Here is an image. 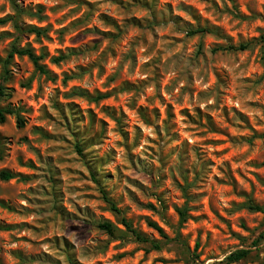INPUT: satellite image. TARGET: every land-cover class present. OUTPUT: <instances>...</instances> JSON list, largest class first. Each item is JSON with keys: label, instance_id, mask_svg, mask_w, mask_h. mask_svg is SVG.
<instances>
[{"label": "rangeland", "instance_id": "1", "mask_svg": "<svg viewBox=\"0 0 264 264\" xmlns=\"http://www.w3.org/2000/svg\"><path fill=\"white\" fill-rule=\"evenodd\" d=\"M5 18L0 109L24 125L0 123V264H264L245 206L264 210V0H0Z\"/></svg>", "mask_w": 264, "mask_h": 264}, {"label": "trees", "instance_id": "2", "mask_svg": "<svg viewBox=\"0 0 264 264\" xmlns=\"http://www.w3.org/2000/svg\"><path fill=\"white\" fill-rule=\"evenodd\" d=\"M13 2V0H11ZM12 7L13 10L17 13H19L17 5H15L14 3H12ZM38 13L40 14V12L38 11ZM11 18H5L0 20V24H5L6 22L10 21ZM16 29L21 30L20 27H16ZM28 32L30 33H34L36 34L37 37L41 36L44 33V30L41 29H37L35 27H28L27 29ZM22 31V30H21ZM204 32V30L202 29H196L193 31H190L188 34L189 35H194L197 33H202ZM264 40V38H262ZM229 50H234V51H244L248 49V45H244L241 44L239 46H229L228 47ZM14 55H18V56H27L29 58V60L33 63L36 71H38L40 74L44 75V76H49V72L46 70L45 66L41 64V60H42V56H38L36 55L31 49L25 48V49H19L17 47H14L13 50L9 53V57H13ZM64 60V57H58L57 59H54V62L58 63L60 61ZM3 90L0 89V99L1 97H3ZM106 96L105 95H96L93 100L94 101H100L102 99H105ZM7 115H14L17 118L18 121V125L20 127H23L24 125V121L23 119L20 117V115L18 114V112L16 110L13 109H0V123H4L6 121V116ZM0 177L3 180H11L14 178V175L10 174V173H6V172H2L0 174ZM103 199L104 201L110 206L111 210L113 212H115L117 215H121V211L116 207V205L107 197V195L103 192ZM246 208L249 211L252 212H261L264 213V210L249 202L246 205ZM178 214H179V218H180V223H184L187 220V209L186 208H182L178 210ZM122 221V225L125 227V229L135 238V240L137 242L140 243H148L151 245L152 249L154 250H159L161 248V245L157 242L151 241L146 239L144 236H142V234L132 226V224L130 222H128L125 218L121 219ZM150 226L155 228L156 230L159 231V233L161 235H163V231L155 224V223H150ZM99 229H101L102 231H104L106 234H108L109 236L113 237L116 234V228L114 227V225H112L109 222H104L99 224ZM164 236V235H163ZM254 244H257L256 242ZM250 254L249 250L246 249H240L237 250L233 253H231L229 255V257H227V261L230 263H236V262H240L244 259H246Z\"/></svg>", "mask_w": 264, "mask_h": 264}]
</instances>
